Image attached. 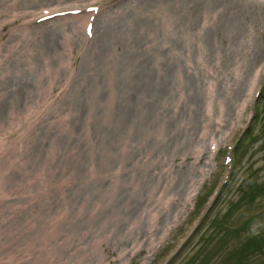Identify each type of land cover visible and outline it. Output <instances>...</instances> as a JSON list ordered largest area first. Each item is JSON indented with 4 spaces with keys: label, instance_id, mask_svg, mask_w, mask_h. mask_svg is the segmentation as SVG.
<instances>
[{
    "label": "rangeland",
    "instance_id": "rangeland-1",
    "mask_svg": "<svg viewBox=\"0 0 264 264\" xmlns=\"http://www.w3.org/2000/svg\"><path fill=\"white\" fill-rule=\"evenodd\" d=\"M260 1L0 0V264H235L264 242Z\"/></svg>",
    "mask_w": 264,
    "mask_h": 264
},
{
    "label": "trees",
    "instance_id": "trees-1",
    "mask_svg": "<svg viewBox=\"0 0 264 264\" xmlns=\"http://www.w3.org/2000/svg\"><path fill=\"white\" fill-rule=\"evenodd\" d=\"M249 134V133H247ZM247 134L245 137H247ZM251 194V193H250ZM251 222V221H250ZM251 224V223H249ZM248 226V225H246ZM245 226H242V228ZM261 241V240H260ZM264 242H257V241H252V240H247L240 248L239 251L237 252H232L231 258L232 260L235 261V264H241V262H244L252 257H256L258 254H263L264 253Z\"/></svg>",
    "mask_w": 264,
    "mask_h": 264
},
{
    "label": "bare ground",
    "instance_id": "bare-ground-1",
    "mask_svg": "<svg viewBox=\"0 0 264 264\" xmlns=\"http://www.w3.org/2000/svg\"><path fill=\"white\" fill-rule=\"evenodd\" d=\"M258 1H260V0H258ZM261 2V1H260ZM262 2H264V1H262ZM234 4H235V2H234ZM236 5V4H235ZM245 7H244V11H245ZM234 18H236V17H234ZM78 19H80V20H84L85 19V16H81V17H78ZM83 25H85V21H83ZM131 49V47L128 49V50H130ZM131 52V51H130ZM249 85V87H248V89L249 88H251V90L249 89L248 90V92L250 93V91H252V90H254V88H255V86H256V76H254L253 77V79H251V81H250V83L248 84ZM215 116V115H214ZM212 120H213V117H210V121L212 122ZM203 136L205 137V138H207V137H209L210 136V133L208 132H203ZM214 148H212V150H213ZM192 193H194V192H192ZM174 226V223H173V221H171V220H169V222L167 223V227L166 228H163V234L165 235V237L166 236H168V234H169V230L172 228ZM149 231H150V233H152V235H153V238H152V242H151V244L153 243V239H154V237H155V230H154V226H152V224H150V226H149ZM154 242H155V240H154Z\"/></svg>",
    "mask_w": 264,
    "mask_h": 264
}]
</instances>
